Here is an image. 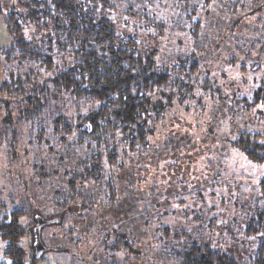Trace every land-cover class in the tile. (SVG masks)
Returning a JSON list of instances; mask_svg holds the SVG:
<instances>
[{"label":"trees","instance_id":"trees-1","mask_svg":"<svg viewBox=\"0 0 264 264\" xmlns=\"http://www.w3.org/2000/svg\"><path fill=\"white\" fill-rule=\"evenodd\" d=\"M116 11L113 0H0V13L14 42L0 50L4 62L0 96L9 98H0V109H4L5 118L11 119L8 120L11 142L23 120L29 127L41 125L28 141L31 148L38 146L46 134L57 139L58 145L72 135L75 140L72 146L75 162H67L65 159L71 155L65 153L58 156L56 163L52 161L37 172L41 183L45 182L44 188H53L50 197L56 206L54 225L62 226L66 216L74 213L77 223L66 231L70 241L80 244L83 239H95V244L101 245L100 254L112 260L122 256L124 262L133 258L136 264H264V177L256 187L258 203L262 205L257 204L255 214L245 217L244 227L238 230L237 242L232 245L231 239L226 238L234 234V221L220 227V217L212 214L216 206L208 203L204 193L210 191V196L214 195L216 186L205 185L217 164L203 165L199 175H188L182 170V135L186 133L182 112L199 111L208 91L212 96L218 92L220 98L226 99L222 96L223 89H232L229 104L234 114L257 111L259 122L264 121V58L247 60L253 51L264 53V1L240 0L231 8V12L247 13L241 19L245 24L254 23V28L249 25L248 30L256 32V39L247 45L248 49L237 44L238 49L232 55L227 54L226 62L222 63L231 64L235 72L224 73L231 82L217 85L218 88L204 75L213 76L208 68L215 65L216 59L210 57L220 52L224 43L200 31L203 22L198 20L207 11L205 14L201 11L199 16L193 11L187 16L188 22L196 25L190 33L189 49L164 66L157 64V49H145L135 38L116 31L112 20ZM201 55H207L208 62L202 63L197 58ZM225 70H216L218 78L223 80L221 74ZM251 77L255 85L249 82ZM70 108L73 113L69 115ZM55 111L59 113L48 125ZM259 131L262 135L244 131L234 135L231 148L253 163L263 164L264 132ZM151 139L156 143L154 153L146 148ZM54 149L53 145L47 147L48 151ZM128 155L131 159L123 162ZM148 156L156 159L157 164L164 158L173 163L167 180H163L159 165L144 162L131 165L140 159L146 161ZM105 161L111 168L107 169ZM126 170L132 171L131 178L140 182L168 188L169 196L182 188V182L195 177V186L200 184L197 191L190 188L184 196L175 197L169 211L167 207L160 209V221L170 218L169 214L176 220L180 216L182 221L177 226L150 227L147 239L140 235L138 225L133 227L138 237L129 235L124 229L125 221L101 233L97 227L100 220H95V215H105L103 222H114L112 209L119 202L115 183H124L121 175ZM53 178L62 180L58 181L59 188L53 181L48 183ZM131 178L129 181L135 183L136 179ZM169 196L160 200L161 205L170 201ZM149 206L153 208V204ZM182 208L187 210L182 212ZM23 215L20 210L7 213L0 205V241L6 244L4 258L9 264H40L45 255L36 259L34 234L23 226ZM138 217V224L143 226L141 215ZM229 217L234 219L230 214ZM189 222L197 226L195 233L189 229ZM73 233L74 239L70 237ZM153 252L159 255H152ZM0 264L7 263L0 261Z\"/></svg>","mask_w":264,"mask_h":264},{"label":"rangeland","instance_id":"rangeland-1","mask_svg":"<svg viewBox=\"0 0 264 264\" xmlns=\"http://www.w3.org/2000/svg\"><path fill=\"white\" fill-rule=\"evenodd\" d=\"M247 1L249 2V0ZM113 2L117 10L112 16L116 31L119 34L135 38L145 49H157L156 60L158 66L170 64L177 58L182 57V52L189 49L187 45L189 41H192L190 33L196 26L188 22L187 16L193 11L198 16L201 15V11L202 14H205L207 11V14L198 20L203 22V27L200 26V31L210 38L215 37L218 42H223L225 45H223L220 52H216L213 55L214 57H210V59H216L215 65L210 64L208 68L213 76L204 75L215 83L214 87L217 85L223 86L231 82L225 74H234L235 72L231 64L222 63L226 62L227 54L230 52L232 55L238 49L237 44H242L245 49H248L247 45L256 39V32L248 30L249 25H251L252 29L254 28L252 26L254 23L245 24V20L241 19L246 18L247 13L243 12L239 14L236 11L231 12V8L235 7L240 0H210L209 3H207V0H113ZM235 2L236 4H234ZM13 43V37L8 30L6 20L0 13V50L12 46ZM262 53V51H253L249 54V59L247 60H262L264 58V53ZM197 58L202 63L209 60L207 55L197 56ZM244 58L246 57L242 59ZM3 64L4 62L0 53V85L4 80ZM218 68L219 70L226 69L221 74L223 80L218 78L219 71L216 72ZM253 80H256V78L253 77ZM249 82L252 83V77L249 79ZM223 91L225 93L223 92L222 96L227 99L226 96L230 94L232 89L225 88ZM211 93V91L205 93L204 102L199 105V111L197 109L193 111L190 109L186 113L182 112L185 118L184 128H186V133L182 135V167L184 164L182 170L188 173V175H199L203 165L210 167L209 165L213 163L217 164L218 167L216 165L214 169L212 167L213 173L209 171V174L212 173V175L210 176V182H207L205 185L216 186L214 188V195L210 196V191H204V193L207 195L208 203L216 206L212 214L220 217L218 221L220 227L234 221L236 225L234 234L232 237L226 238L231 239L232 241L230 240V242L233 245L237 242L236 236L238 230L244 227L245 217L255 214L257 204L262 205V202L259 201L260 203H258L259 191L256 187L264 177V163L256 164L250 161L243 154L231 148V141L234 135H239L243 131L261 134L259 130L261 129L264 132V121L259 122L257 114L259 112L257 111L250 112L249 114H234V108L229 104L231 99L229 97L233 95H229L226 100L220 98L218 92L213 96ZM0 98L2 100L9 99L7 95H1ZM11 101L12 99L10 98ZM0 106L2 107L1 101ZM193 106H195V103H193ZM11 107H13L12 102ZM58 113V111L53 112L47 121L48 125L53 123ZM72 113L73 111L71 112L70 108L69 115ZM8 120L11 121L9 117L5 118L4 109H0V205L4 207L7 213H10L12 210L22 211L24 213L21 218L23 226L28 232L32 230L34 234L37 225L35 221H38V218H42L45 221H54L56 218V206L53 203V198L51 199L50 197L53 188L52 186H49L50 188L48 189L44 188L45 182L41 183L37 172L43 169L42 166H47L52 161L56 163L55 160L58 156L65 153L67 156L68 154L71 155V157L65 159L67 162H75L76 154L72 148L75 140L72 135L66 138V141L62 145H58L56 143L57 139H53L49 134H46V138L38 146L35 145L31 148L28 141L41 129V125L37 127L36 124L30 125L33 128L32 130L27 121H21L16 139L11 142L13 135H11L12 128ZM231 121L234 122L230 123ZM205 132H209V134ZM213 132L215 134H212ZM160 134L158 133V136ZM46 141H50V144L46 143ZM50 145L55 147L54 151L47 150V147ZM146 148L150 153H154L156 143L153 142V139L148 142ZM129 159H131V156L129 157L128 155L126 158L123 157L122 161L125 162ZM155 161L156 159L152 156H148L146 161L140 159L133 161L131 165L137 166V164H143V162L150 165L153 163L159 165V172L164 174L163 180H167L171 176L173 166L171 164L173 163H170L169 159L166 158L160 160L159 164ZM34 165H36V169ZM104 165L107 169L110 166L106 161ZM194 169L196 170L194 171ZM110 170L112 171V169ZM131 173L132 171L126 170L121 175L124 183L121 184V181L115 183L117 185L116 194L118 193L117 201L119 202L112 209L114 218L112 215L111 220H114V222H103L102 219L105 215L101 216L100 213L95 215V220H100V225L98 224L97 227L101 230V233L111 231V228L120 226L121 222L125 221L126 226H124V229H126L129 235L135 238L138 237L134 233V228L138 225L137 227L140 226L139 232L141 230L140 235L143 234L144 239H147L146 236L150 233V227L154 229L162 226H174L178 221H182L180 216L176 220L171 214H169L170 218L161 219L160 221V209L167 207L169 211L171 203L173 202L174 204L175 202L176 196H184L185 191L193 187V191L195 192L200 186V184L195 186L197 185L196 179L191 176L192 179H187L186 183L182 182L180 190L177 188L174 193H170V201L166 202L163 206L165 201L161 205L160 200L168 198L169 189L160 188L155 183L151 186L149 182H140L137 178H131ZM184 177L189 178V176ZM128 178H131L130 180L133 181L136 179L135 183L130 182ZM47 181L48 183L53 181L56 184V188H59L60 184L58 181L61 183L62 180L53 178V180L48 179ZM155 191L157 194L154 195ZM149 203L153 204V208L149 206ZM188 203L192 205L191 201H188ZM185 210L187 209L182 208V212ZM229 214L234 219L231 220ZM139 215H141L142 221H144L143 226L137 222L140 218L138 217ZM118 218L121 219L116 221ZM87 219H89V216H87ZM77 220L78 217L74 213H70L66 216L62 226L54 225L55 222H53L46 225L45 229L43 228L44 230L42 229V241L44 246L49 250L44 253V259L40 264H136L133 258H129L124 262L125 260L122 256L118 259H107L108 257L106 258L105 254H100L102 252L101 245H96L97 241L95 239H83L80 244L79 242H71L67 237L66 231L74 228ZM191 222H189L191 226L189 229L195 230V233L197 226ZM50 225L53 227H50ZM87 227L90 228L89 226ZM86 235L90 236L89 231H87ZM75 236L76 234L73 233L70 237L74 239L76 238ZM30 238L28 236V240ZM26 243L28 247V241ZM5 246L6 244L0 241V261L9 264V261L3 255ZM156 254L158 253L153 252L152 255ZM163 258L166 259L167 256H163Z\"/></svg>","mask_w":264,"mask_h":264},{"label":"water","instance_id":"water-1","mask_svg":"<svg viewBox=\"0 0 264 264\" xmlns=\"http://www.w3.org/2000/svg\"><path fill=\"white\" fill-rule=\"evenodd\" d=\"M54 221H45L42 218H38L37 225L34 230V237H35V242H34V247L36 251V259L39 260L41 257L46 253L49 249L46 248L42 242L41 239V231L42 229Z\"/></svg>","mask_w":264,"mask_h":264}]
</instances>
